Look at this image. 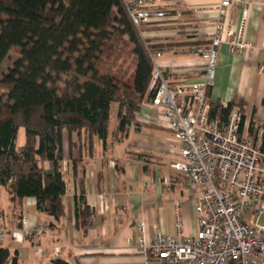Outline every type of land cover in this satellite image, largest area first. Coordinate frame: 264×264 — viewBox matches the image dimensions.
Here are the masks:
<instances>
[{
  "label": "trees",
  "instance_id": "trees-1",
  "mask_svg": "<svg viewBox=\"0 0 264 264\" xmlns=\"http://www.w3.org/2000/svg\"><path fill=\"white\" fill-rule=\"evenodd\" d=\"M14 48L20 58L0 77V186L21 211L23 199L31 197L38 213L59 220L64 215V136L75 174L83 157L110 138L114 102L115 135L129 127H154L138 122L136 114L151 84V54L162 45L142 37L122 0H0V72ZM125 53L133 61L130 83L115 66ZM62 75L70 76L63 87L58 84ZM232 110L230 104L211 103V118L225 121ZM20 129L24 143L18 146ZM79 184L77 224L85 229L92 213L82 178ZM18 220L23 225L22 214ZM2 245L0 264H20L17 253Z\"/></svg>",
  "mask_w": 264,
  "mask_h": 264
},
{
  "label": "crops",
  "instance_id": "crops-1",
  "mask_svg": "<svg viewBox=\"0 0 264 264\" xmlns=\"http://www.w3.org/2000/svg\"><path fill=\"white\" fill-rule=\"evenodd\" d=\"M220 1L156 0L153 10H164L167 16L139 29L148 42L162 45L158 52L161 56L155 62L169 83L202 80L204 65L196 50L210 41ZM229 1L226 17L234 27L241 28L242 39L255 51L233 55L227 44L220 45L216 78L208 98L210 103L230 104L247 122H257L264 130V75L258 69L264 63V0ZM235 2L247 4L244 23L242 8ZM147 115L151 117L149 111L141 109L136 120L154 127H129L125 134L117 135L111 131L105 146L97 144L92 156L83 157L75 174L67 161L64 136V215L59 220L38 213L31 197L23 199L21 211L10 201L6 188L0 186V224L8 232L30 229L37 223L47 225L42 239L35 244L15 242L8 234L2 246L11 254L17 253L20 264H55L56 260L67 264H143L137 243L139 223L144 224L148 241L157 231L174 235L177 206L185 233L192 234L187 215L189 209L194 210L190 202L193 199L195 204L199 192L188 191L184 176L169 167L178 159L175 138L154 120L144 121ZM44 166L49 168L50 164ZM81 178L86 205L92 213L85 229L78 226L76 216L75 199L79 197ZM260 221L264 224V214Z\"/></svg>",
  "mask_w": 264,
  "mask_h": 264
},
{
  "label": "built area",
  "instance_id": "built-area-1",
  "mask_svg": "<svg viewBox=\"0 0 264 264\" xmlns=\"http://www.w3.org/2000/svg\"><path fill=\"white\" fill-rule=\"evenodd\" d=\"M122 2L137 28L168 14L153 10L156 0ZM230 4L229 0L220 1L210 41L196 50L204 65L200 82L169 83L155 62L161 53L151 54L154 71L141 108L155 114L153 122L172 133L178 159L169 167L184 176L188 191L199 194L194 204L195 234L185 233L179 206L174 235L157 231L148 241L144 224L139 223L137 243L143 264H264V224L260 221L264 214V130L257 122H247L237 109L225 121L212 119L208 98L220 45L227 44L233 55L255 51L242 39L241 28L226 17ZM234 4L242 8L244 23L247 4ZM258 69L264 75V63ZM149 118L147 115L143 120ZM46 226L37 223L30 229L8 232L0 224V244L8 234L16 242L35 244Z\"/></svg>",
  "mask_w": 264,
  "mask_h": 264
},
{
  "label": "rangeland",
  "instance_id": "rangeland-1",
  "mask_svg": "<svg viewBox=\"0 0 264 264\" xmlns=\"http://www.w3.org/2000/svg\"><path fill=\"white\" fill-rule=\"evenodd\" d=\"M18 58H20L19 49H17V48L11 49L10 52L8 53V56L6 57V59L2 63L0 77H1V74L6 72L7 69L10 68L13 65L14 61L17 60ZM132 64H133L132 58L127 53L121 55L119 60L115 62V66H119L120 65V67H121L120 71L121 72L120 71L119 72L121 73V75H125V77H123V79H124V81H128V83H130L129 76L132 73ZM69 78H70V76L62 75L60 77V81H59L58 84L61 87H63L65 81H67ZM82 80H84V79H81V81ZM117 108H118V103L114 102L112 104V110H111V119H112V122H111V125H110V130L111 131L115 130L116 125H117V122H116ZM151 119L155 120L156 119V115L152 114L151 115ZM23 143H24V132H23L22 129H20L19 132H18V137H17V145L21 146ZM192 201H193V199H192ZM192 201L190 202L191 203V207L194 206V201L193 202ZM172 215L174 216L173 207H172ZM181 221H182V223L184 225L183 217H181ZM187 221H188V225H189V228H190V232L192 234H195V232L197 230V225H196V216H195L194 210L189 209L188 215H187ZM172 223H173V221H172ZM46 228H47V226H46Z\"/></svg>",
  "mask_w": 264,
  "mask_h": 264
}]
</instances>
